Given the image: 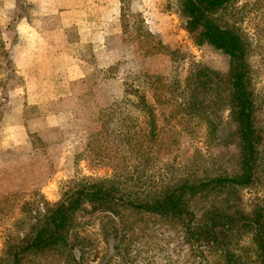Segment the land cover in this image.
<instances>
[{
  "label": "rangeland",
  "instance_id": "1",
  "mask_svg": "<svg viewBox=\"0 0 264 264\" xmlns=\"http://www.w3.org/2000/svg\"><path fill=\"white\" fill-rule=\"evenodd\" d=\"M245 1L240 26L255 46L251 83L264 122V0H236L235 7ZM110 3L107 36L90 57L85 51L83 78L71 84L62 103L24 107L14 117L2 114L7 107L0 106V258L5 244L22 240L46 207L75 197L81 186L108 182L118 195L145 199L173 179L234 168V148L207 138L181 108L193 71L222 73L229 58L195 42L175 0ZM4 61L0 57L2 70ZM12 108L17 111H8ZM217 114L219 137L227 133L228 111ZM243 195L250 198L246 190ZM68 243L69 248L28 255L21 264H212L216 259L189 250L179 233L150 215L123 210L116 217L88 204L72 216Z\"/></svg>",
  "mask_w": 264,
  "mask_h": 264
},
{
  "label": "trees",
  "instance_id": "2",
  "mask_svg": "<svg viewBox=\"0 0 264 264\" xmlns=\"http://www.w3.org/2000/svg\"><path fill=\"white\" fill-rule=\"evenodd\" d=\"M235 3H174L195 42L229 58L222 73L204 67L193 71L184 86L181 108L187 120L196 119L202 125L207 138L234 148V168L227 172L219 166L214 176H208V169L202 177L173 179L145 199L118 195L108 182L81 186L75 197L46 207L22 240L7 242L1 261L21 264L28 255L49 252L59 245L69 248L72 216L88 204L93 211L116 217L123 210L150 215L179 233L189 250L214 254L212 264H264V122L251 83L249 58L255 46L240 26L247 2L239 8ZM223 109L228 111L227 133L218 137L222 121L217 113ZM244 190L250 198L244 197ZM193 199L201 202L192 203Z\"/></svg>",
  "mask_w": 264,
  "mask_h": 264
},
{
  "label": "crops",
  "instance_id": "3",
  "mask_svg": "<svg viewBox=\"0 0 264 264\" xmlns=\"http://www.w3.org/2000/svg\"><path fill=\"white\" fill-rule=\"evenodd\" d=\"M110 2L114 0H0L5 52L0 56L5 59L0 106L7 107L2 114L14 117L24 107L62 103L71 84L83 78L85 51L90 57L107 36ZM11 107L17 111H8Z\"/></svg>",
  "mask_w": 264,
  "mask_h": 264
}]
</instances>
